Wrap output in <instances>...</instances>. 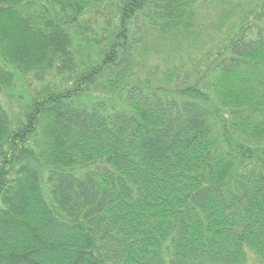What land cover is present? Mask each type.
I'll return each mask as SVG.
<instances>
[{"label":"trees","instance_id":"16d2710c","mask_svg":"<svg viewBox=\"0 0 264 264\" xmlns=\"http://www.w3.org/2000/svg\"><path fill=\"white\" fill-rule=\"evenodd\" d=\"M0 264H264V0H0Z\"/></svg>","mask_w":264,"mask_h":264},{"label":"rangeland","instance_id":"374dc122","mask_svg":"<svg viewBox=\"0 0 264 264\" xmlns=\"http://www.w3.org/2000/svg\"><path fill=\"white\" fill-rule=\"evenodd\" d=\"M239 7H241V5ZM205 22H206V24H208L205 27H210V28H207V33L205 34V38H204L205 40H208V35H209L208 32L210 30H213L214 26H217V24H218V16L215 15V14H210ZM210 35H212V34H210ZM154 56H155L154 54H151V59L149 58V61H152V62L155 63L156 62V58Z\"/></svg>","mask_w":264,"mask_h":264}]
</instances>
